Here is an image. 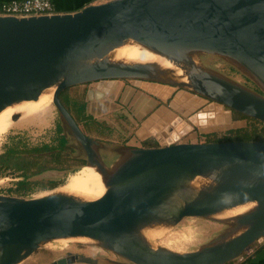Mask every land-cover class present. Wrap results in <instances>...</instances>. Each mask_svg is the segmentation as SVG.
Wrapping results in <instances>:
<instances>
[{
  "label": "water",
  "instance_id": "obj_1",
  "mask_svg": "<svg viewBox=\"0 0 264 264\" xmlns=\"http://www.w3.org/2000/svg\"><path fill=\"white\" fill-rule=\"evenodd\" d=\"M129 41L180 54L196 72L113 58ZM201 55L228 61L260 91L207 68ZM115 79L180 87L178 98L210 100L203 110L215 112L216 122H231L236 111L264 123V0H103L72 12L0 15V112L52 88L64 133L85 163L105 160L107 146L81 129L59 95L73 85ZM173 108L161 104L135 130L140 141L154 137L156 146L111 149L118 154L110 162L117 183L96 198L57 189L29 197L0 193V264H21L44 244L68 238L91 239L128 264H226L261 242L264 140L179 141L186 126L157 118L165 111L183 120ZM243 205L248 208L226 214ZM186 217L216 219L227 228L191 251L147 236Z\"/></svg>",
  "mask_w": 264,
  "mask_h": 264
},
{
  "label": "rangeland",
  "instance_id": "obj_2",
  "mask_svg": "<svg viewBox=\"0 0 264 264\" xmlns=\"http://www.w3.org/2000/svg\"><path fill=\"white\" fill-rule=\"evenodd\" d=\"M199 59L207 68H211L213 70L221 72L222 74L228 76L229 78L245 86H248L251 88L255 87V84L245 74H243L238 68L234 67L232 64L222 59L221 57H218L215 55H201L199 56ZM120 83H126L131 86H133L132 83L137 84L139 86L140 85H150V86L163 85V86H167L169 90L173 88L172 90L174 91L169 92V97L163 103H165L168 106L169 102H173L174 107H175L173 108L174 111H176V113L179 116H181L183 120H185L184 125L186 127L183 129L184 133L183 135L180 136L179 141H189V142L190 141L191 142L212 141V139L214 138H221L225 136L226 134H228L229 129L237 128V127H234L235 125L233 123L232 116H231L232 121L229 123L227 122L223 123V121L216 122L217 119L216 117H214V115H216L215 112H210L209 110H203V108L210 102V100L207 101L203 105L193 106V105H190L188 101L190 100L189 99L190 96L184 94L182 98L181 97L178 98V95L176 93L179 91L180 87L166 85L164 83L152 82V81H147V80H135V79H121ZM115 91L116 89L114 90V92ZM193 94L194 93L191 92V95ZM38 99H40V97ZM182 100H184V102L186 103L182 102ZM50 103H51V106L48 111L49 114L46 116V118L42 120H37V121H34V123L32 124H28V125L20 126V127L12 126L8 128H3L0 126V152H2L3 146L7 144L12 137H20L24 142H26L29 145H37V144H42V143H49V144L53 143V139L55 136V127L57 124H62V121L51 99H50ZM102 109H103L102 107L96 106V105L86 106V111L88 112V114L93 116V118H95L96 120H99V121L103 120L104 122H106V125L107 126L109 125L110 126L109 128L113 130L114 136H116V133L119 134L120 136H129V135L134 136L135 130L140 126L141 121L139 122L137 118H133L135 120L132 124L127 123L128 125H130L129 127H131L130 132L129 133L121 132V131H118L119 128L116 127L119 125L117 123L118 122L117 116H115V118L113 117L108 118L103 114ZM179 109L182 110L183 112L182 114L178 112ZM225 110H228V109L226 106H223V111ZM199 113H205L206 115L210 113V114H213V116L207 115V117H205L203 121V119L197 118ZM149 114H147V116ZM145 118H143V120ZM246 123L247 121L245 120V124ZM80 126H81V129L83 130L82 125ZM119 135H117L116 137H118ZM114 136L112 138H108L107 141L106 140L103 141L102 139L98 138L100 141H102L107 146L106 148L101 149V154L105 158V162L107 164H110V162H112L118 156V154L113 152V150L111 151V149H115L116 148L115 146L120 143L116 140H112V139H115ZM68 137H69L70 142L74 145L76 142L73 140V138L69 134H68ZM151 145L156 146L155 138L152 136L148 137L144 141L138 140V144H137V146H151ZM130 146H133V145L130 144ZM72 154L78 155L77 150L72 152ZM79 157L83 158L81 156ZM83 159L85 160V158ZM84 166H85V163L78 164L74 166L72 170L68 172H64L63 174H58V175L52 174V173L43 174L42 177H38V178L49 180L51 182H56L54 187L34 189L26 193L15 192V190H13V187H14V182L16 179H13V178H16V177L10 173H5L3 176L0 177V193H7V194L29 197L31 195L40 196V195L46 194L56 189L57 190L65 189L70 192H73L74 190L78 191L76 188H74L71 178H72V174L78 173V171H80V169ZM66 183L70 184L68 186L70 190L66 188ZM226 228H227L226 222H221L216 219L186 217L182 219L175 226L171 228L163 229L164 232L154 235L153 240L155 241V243L165 246L167 248H170L172 250L191 251V250L197 249L204 243L208 242L215 235L222 232ZM88 248H93L96 250L90 251ZM95 251L105 252V249L97 248L94 246H89V243L87 242L67 240L66 243L64 242L62 243L58 240H54V241L44 244L38 250H36L34 253V258L38 259L39 257H41L39 261L40 263L44 264L45 263L44 261L45 259H47V257L59 256V255H65V254H73V253L83 256V255L90 254L89 252H95ZM29 260L27 262H30Z\"/></svg>",
  "mask_w": 264,
  "mask_h": 264
},
{
  "label": "trees",
  "instance_id": "obj_3",
  "mask_svg": "<svg viewBox=\"0 0 264 264\" xmlns=\"http://www.w3.org/2000/svg\"><path fill=\"white\" fill-rule=\"evenodd\" d=\"M7 0H1L0 4ZM258 91L259 88L254 87ZM87 83L77 84L65 88L59 98L69 113L79 125H82L87 135L107 141L112 138L113 130L106 125V122L96 120L86 111L85 95ZM233 120L245 119V126L232 128L228 134L218 140H264V123L248 117L242 113L232 111ZM115 133V132H114ZM119 135L116 133V136ZM115 139L120 143H125L129 136H118ZM68 135L64 133L61 124L55 127L53 143H42L29 145L20 137H12L3 146L0 152V177L5 173H10L18 179L14 182L13 190L17 193H26L34 189L54 187L56 182H51L42 178H34L45 170H65L73 169L78 164H84L85 160L77 155H73L76 149L70 144ZM243 264H248L246 259Z\"/></svg>",
  "mask_w": 264,
  "mask_h": 264
},
{
  "label": "bare ground",
  "instance_id": "obj_4",
  "mask_svg": "<svg viewBox=\"0 0 264 264\" xmlns=\"http://www.w3.org/2000/svg\"><path fill=\"white\" fill-rule=\"evenodd\" d=\"M111 55L115 59H121L126 61L157 62L164 67L176 68L177 73L181 72L180 68H182V66L188 72H196L195 67L191 65L190 62L185 60L180 54L175 55L174 53L166 50L163 47L160 49V47L157 48L156 46L148 45L147 43H137L135 41H129L123 44L122 46L115 48ZM163 87V85H155L152 86V90L154 91L156 89V92L162 91L165 93L174 91L172 90L173 88L169 90L167 88L163 89ZM39 97L40 99H38ZM51 97L52 88H48L43 92L39 93L38 95L31 96L17 105L5 108L0 112V126L3 128H8L12 126L20 127L32 124L34 123V121L46 118V116L49 114L48 111L51 106ZM189 99V104L193 106L199 105L201 101L200 99H192L191 97H189ZM182 102H184V100H182ZM166 113L167 112L165 111H161L160 114L157 116V118H159L158 120L164 121L163 116H167V119L169 121H173L175 122L177 127L183 128L182 126L185 124L183 123V120L177 119L174 116H168ZM220 116L222 117V119H227L225 114L221 113ZM205 117H207L205 113H199L197 116V118H201L203 119V121ZM157 122L158 121L156 119L153 120V123ZM168 124L170 125V123L166 122V125ZM149 125L152 126V124ZM171 127L172 129H175L174 126ZM162 129L165 130L164 126L162 127ZM168 133L169 131H167V134ZM71 180L73 182L72 184L74 188H76L78 191L71 190L73 192H70L65 189L59 191L77 194L86 198H96L104 192L106 184L117 183L116 174L111 164H107L103 159L95 158H91L87 163H85V166L82 167L80 171H78V173L72 174ZM69 185V183H66V188H68ZM68 190L70 189L68 188ZM246 208H248V205L239 206L231 210V212H227L226 214L238 213L245 210ZM162 232H164L163 229H151L147 231V236L151 240H153L154 235ZM67 240L87 242L89 243V246L103 248L102 245H99L97 242H93L91 239L88 238L58 239V241L62 243H66ZM73 259V256H69V259H67L65 263L71 262L73 261Z\"/></svg>",
  "mask_w": 264,
  "mask_h": 264
},
{
  "label": "crops",
  "instance_id": "obj_5",
  "mask_svg": "<svg viewBox=\"0 0 264 264\" xmlns=\"http://www.w3.org/2000/svg\"><path fill=\"white\" fill-rule=\"evenodd\" d=\"M1 1V0H0ZM55 6L56 12H72L82 7L100 2L103 0H51ZM121 79L104 80L101 82H91L87 84V90L85 95L86 106L96 105L102 107L103 114L108 118H115L117 116L118 131L130 132L131 127L127 123H133L137 118L140 121L151 113L154 109L161 104H165V100L169 97V93L153 91L150 85H137L133 86L126 83H120ZM138 87V88H136ZM167 88V86H164ZM116 91L114 92V90ZM169 89V88H167ZM89 91V93H88ZM153 108V109H152ZM104 119V118H102ZM130 121V122H129ZM136 122V121H135ZM234 127L245 126V119L233 120ZM138 137L134 133V136L129 135L128 140L125 143H119L124 145L137 146ZM114 152V151H113ZM116 153V152H115ZM90 251L96 250L88 248ZM250 252L245 253V259L248 264H264V239L261 242L254 243L250 248ZM88 255L80 256L78 254H65L59 256H51L45 259L44 264H51L54 260L70 255L74 259L71 262L64 264H128L125 260L116 256L115 254L105 250L101 252H89ZM39 257V256H37ZM69 257V256H68ZM30 259V260H29ZM38 259L34 258L32 254L28 259L21 264H42ZM30 262H27V261ZM226 264H231L228 262Z\"/></svg>",
  "mask_w": 264,
  "mask_h": 264
},
{
  "label": "built area",
  "instance_id": "obj_6",
  "mask_svg": "<svg viewBox=\"0 0 264 264\" xmlns=\"http://www.w3.org/2000/svg\"><path fill=\"white\" fill-rule=\"evenodd\" d=\"M56 9L51 0H7L0 4V15L32 16L55 13ZM18 179V177L13 178ZM15 180V181H16ZM246 250L241 256L231 261V264H243Z\"/></svg>",
  "mask_w": 264,
  "mask_h": 264
},
{
  "label": "clouds",
  "instance_id": "obj_7",
  "mask_svg": "<svg viewBox=\"0 0 264 264\" xmlns=\"http://www.w3.org/2000/svg\"><path fill=\"white\" fill-rule=\"evenodd\" d=\"M231 262V261H230Z\"/></svg>",
  "mask_w": 264,
  "mask_h": 264
}]
</instances>
